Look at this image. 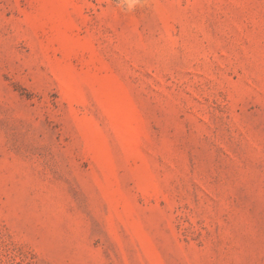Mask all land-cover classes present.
<instances>
[{
    "label": "rangeland",
    "instance_id": "obj_1",
    "mask_svg": "<svg viewBox=\"0 0 264 264\" xmlns=\"http://www.w3.org/2000/svg\"><path fill=\"white\" fill-rule=\"evenodd\" d=\"M0 264H264V0H0Z\"/></svg>",
    "mask_w": 264,
    "mask_h": 264
}]
</instances>
